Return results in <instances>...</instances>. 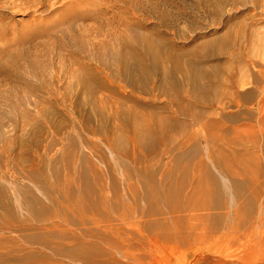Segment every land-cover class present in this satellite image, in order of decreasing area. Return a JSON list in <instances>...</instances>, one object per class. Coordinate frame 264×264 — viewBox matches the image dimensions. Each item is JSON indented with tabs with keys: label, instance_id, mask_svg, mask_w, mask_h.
<instances>
[{
	"label": "rangeland",
	"instance_id": "374dc122",
	"mask_svg": "<svg viewBox=\"0 0 264 264\" xmlns=\"http://www.w3.org/2000/svg\"><path fill=\"white\" fill-rule=\"evenodd\" d=\"M1 31L0 180L17 199L19 188L35 186L29 176L33 139L40 136L43 153L61 137L66 152L77 142L108 182L115 167L124 192L122 161L134 169L147 165L165 181L185 182L187 192L197 185L211 189L196 200L207 208L179 213L176 230L187 236L178 244L146 236L164 231L160 221L173 214L137 213L133 220L146 228H134L123 242L131 245L136 264H264V0H53L50 9L25 14L0 9ZM138 36L158 44L160 61L149 62L154 71L140 75L132 68L135 83L123 74L103 77L94 95L86 94L73 76L78 63L87 54L101 55L111 67L102 69L106 76L119 68L113 58L122 38ZM60 71L67 75L58 78ZM127 108L168 118L161 139L142 149L124 142L115 150L92 131L101 113L111 117ZM62 151L57 143L51 154ZM37 233L0 228V240H11L0 254L13 258L0 264L49 261V248L25 239ZM31 253L32 260H20Z\"/></svg>",
	"mask_w": 264,
	"mask_h": 264
},
{
	"label": "bare ground",
	"instance_id": "6f19581e",
	"mask_svg": "<svg viewBox=\"0 0 264 264\" xmlns=\"http://www.w3.org/2000/svg\"><path fill=\"white\" fill-rule=\"evenodd\" d=\"M52 5L53 0H0V9L17 10L24 14L42 7L50 9ZM4 32L1 31L0 36ZM120 43L122 49L117 50L113 58L119 68L112 69L106 76L102 75V69L111 67L101 55L87 54L78 63V71L73 76L82 82V89L86 94L92 97L95 86H100L103 77L123 74L134 82L132 68L140 75L150 74L154 71L150 66V59L156 63L160 61L158 44L149 37H126ZM61 75L67 74L60 71L57 77L60 78ZM81 101L83 106L87 104V101ZM44 113L40 111V114ZM111 118L115 119L114 122ZM167 119L155 112L143 114L134 108L118 109L111 117L101 113L99 125L91 128L97 134H104L115 150L124 142L142 149L149 141L158 142L161 139ZM88 121L91 122V119L88 118ZM55 131L60 134L63 130L58 127ZM22 143L24 147L28 144L24 139ZM41 143L40 136L36 135L31 159L33 168L29 172L35 186L25 185L24 188H19L22 195L17 199L0 180V228L38 230L35 237L28 234L25 239H36L50 249L47 264H66L63 257L82 264H136L131 245H124L123 242L132 237L134 228H146L144 225L139 227L133 220L137 213L141 217L173 214V218L160 221L164 231L146 236L160 245L178 244L187 236L176 230L181 218L179 213L186 209L208 207L206 201L201 204L196 202L199 196H206L211 192L210 188L203 185H197L194 190L187 192L185 182L165 181L147 165L134 169L122 161L120 164L126 169L124 181L128 187L124 192L119 188L123 181L117 177L115 167L111 169L112 178L108 182L104 171L81 151L77 142L66 152L64 141L57 137L54 142L45 146L43 153L39 152ZM57 143L63 145V151L54 156L51 149ZM3 150L9 154L11 146ZM27 153L24 152L29 157L30 154ZM83 163H86L85 167ZM52 167L62 171L54 172ZM129 179L136 181L133 183ZM215 181L217 182L216 179ZM23 210L27 212V216H23ZM114 222H119L120 226H116ZM76 225L82 226L85 231L75 232L72 227ZM10 241L0 240V247ZM15 248L22 249L21 245H16ZM39 252L43 253L44 250ZM0 259L6 262L13 260L2 254ZM32 259V253L20 258L23 262ZM33 263L43 264L36 261Z\"/></svg>",
	"mask_w": 264,
	"mask_h": 264
}]
</instances>
